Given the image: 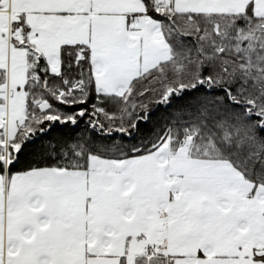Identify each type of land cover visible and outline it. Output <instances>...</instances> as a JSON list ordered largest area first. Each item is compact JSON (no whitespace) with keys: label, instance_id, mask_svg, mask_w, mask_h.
Instances as JSON below:
<instances>
[{"label":"snow or ice","instance_id":"6c2138e0","mask_svg":"<svg viewBox=\"0 0 264 264\" xmlns=\"http://www.w3.org/2000/svg\"><path fill=\"white\" fill-rule=\"evenodd\" d=\"M0 264H264V0H0Z\"/></svg>","mask_w":264,"mask_h":264}]
</instances>
